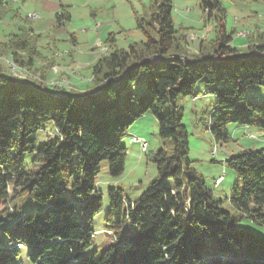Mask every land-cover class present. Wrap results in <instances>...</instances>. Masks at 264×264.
Listing matches in <instances>:
<instances>
[{
    "label": "trees",
    "instance_id": "1",
    "mask_svg": "<svg viewBox=\"0 0 264 264\" xmlns=\"http://www.w3.org/2000/svg\"><path fill=\"white\" fill-rule=\"evenodd\" d=\"M200 6L215 34L200 40L197 52L187 50L186 34L173 21V1L153 0L149 16L137 20L145 39L122 48L109 34L108 51L91 66L92 85L82 90L49 85L45 75L19 78L0 63V264H19L22 248L31 264H264V238L237 229L235 216L192 167L178 104L203 81L216 95L210 130L218 143L230 141L231 122L264 131V97L247 93L264 86V30L256 28L240 47L222 0H200ZM68 17L57 14L59 21ZM33 39L32 29L20 27L0 41V57L31 70L42 56ZM147 113L158 120L160 137L172 139L173 153L152 155L157 178L138 199L110 188L106 217L137 225L138 238L118 234L101 253L86 252L103 207L96 190L100 165L108 160L113 176L123 173L122 140ZM46 122L56 132L37 145ZM227 162L240 182L230 197L239 218L264 225V149H242ZM210 241L216 248L207 249Z\"/></svg>",
    "mask_w": 264,
    "mask_h": 264
},
{
    "label": "rangeland",
    "instance_id": "2",
    "mask_svg": "<svg viewBox=\"0 0 264 264\" xmlns=\"http://www.w3.org/2000/svg\"><path fill=\"white\" fill-rule=\"evenodd\" d=\"M172 1V18L176 27H181L182 33L186 34L187 50L197 52L200 40L213 38L215 33L211 27L212 22L208 28L200 0ZM222 3L226 11L227 29H237L233 43L246 47L247 38L256 28L264 30V0H222ZM152 5L153 0H2L0 41L19 32L20 27L30 28L42 56L36 59L29 71L16 66L12 57L1 56L0 63L11 75L19 78L41 80L45 75L49 85L77 87L78 82L92 76L91 64L95 62V58L108 51L110 46L105 41L109 34H114L117 44L122 48L145 39L137 26V20L148 17L152 12ZM58 13H66L69 17L59 21ZM33 14L37 16L32 17ZM241 32H246L247 35L241 37ZM193 34L197 35L194 39L191 38ZM16 83L17 86L30 87L26 82ZM208 87L205 82L199 81L195 86V95L178 100L184 110L183 124L189 137L192 167L203 176L215 198L222 201V206L235 216L237 229H245L264 238V225L251 218H239L240 211L230 201L234 185L237 183L239 186L240 182L236 171L227 162L232 154L242 149H264V131L256 124L247 126L231 122L228 125L230 141L218 143L210 130L216 95L208 92ZM135 91H142L141 83L136 85ZM247 93L249 96L264 97V86H249ZM251 119L256 121L258 115ZM53 132H56L54 125L51 122L44 123L36 144L47 140V133ZM132 136L145 139L148 148L142 151L140 144L131 142ZM122 145L127 148V156L121 175L113 176L110 173L108 160L102 161L100 165L96 190L103 200V207L94 217L95 235L86 252L98 250L101 253L116 242L118 234L121 238L137 240V225H129L126 220L120 224L106 220L110 204L109 189L119 188L126 200L138 199L157 178V166L152 155L159 149L172 154L174 146L172 139L160 137L158 120L151 113L140 116L133 122ZM32 156L33 153L23 155L25 160H30ZM220 177L223 179L216 184ZM110 232L113 234H109ZM214 248L216 243L210 241L207 249ZM19 264H31L25 248H22Z\"/></svg>",
    "mask_w": 264,
    "mask_h": 264
},
{
    "label": "bare ground",
    "instance_id": "3",
    "mask_svg": "<svg viewBox=\"0 0 264 264\" xmlns=\"http://www.w3.org/2000/svg\"><path fill=\"white\" fill-rule=\"evenodd\" d=\"M36 16H37L36 14H33V15H32V17H36ZM239 35H240L241 37H245V36L247 35V33H246V32H241ZM248 35H249V34H248ZM196 37H197L196 34H193V35L191 36L192 39H194V38H196ZM13 68H14V67H13ZM132 137H134V139H137V141H144V139L141 138V137H137V136H132ZM132 137H131V138H132ZM131 142H132V141H131ZM147 148H148V143L145 144V147H141L142 151H145ZM222 179H223V177H220V178L216 181V184L219 183Z\"/></svg>",
    "mask_w": 264,
    "mask_h": 264
},
{
    "label": "crops",
    "instance_id": "4",
    "mask_svg": "<svg viewBox=\"0 0 264 264\" xmlns=\"http://www.w3.org/2000/svg\"><path fill=\"white\" fill-rule=\"evenodd\" d=\"M96 58H98V56L96 57ZM96 58H95V62H96ZM94 62V63H95ZM94 63H92L91 64V66L94 64ZM77 79H80V78H77ZM90 85H92V79H91V77H88V78H86V79H83L81 82H78V88L79 89H85V88H87L88 86H90Z\"/></svg>",
    "mask_w": 264,
    "mask_h": 264
},
{
    "label": "built area",
    "instance_id": "5",
    "mask_svg": "<svg viewBox=\"0 0 264 264\" xmlns=\"http://www.w3.org/2000/svg\"><path fill=\"white\" fill-rule=\"evenodd\" d=\"M132 143H138L141 147H145V144L147 141L144 139V141H137V139H134V137L131 138Z\"/></svg>",
    "mask_w": 264,
    "mask_h": 264
}]
</instances>
